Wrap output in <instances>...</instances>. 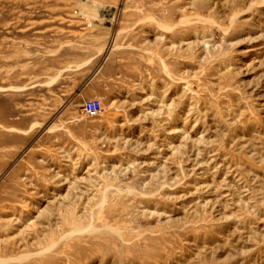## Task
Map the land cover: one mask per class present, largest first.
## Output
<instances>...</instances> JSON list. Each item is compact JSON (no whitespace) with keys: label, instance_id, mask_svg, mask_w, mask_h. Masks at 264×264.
<instances>
[{"label":"rangeland","instance_id":"374dc122","mask_svg":"<svg viewBox=\"0 0 264 264\" xmlns=\"http://www.w3.org/2000/svg\"><path fill=\"white\" fill-rule=\"evenodd\" d=\"M0 264H264V0H0Z\"/></svg>","mask_w":264,"mask_h":264},{"label":"built area","instance_id":"2783aa9c","mask_svg":"<svg viewBox=\"0 0 264 264\" xmlns=\"http://www.w3.org/2000/svg\"><path fill=\"white\" fill-rule=\"evenodd\" d=\"M83 112L88 116H97L103 110L102 102L99 98L87 99L82 103Z\"/></svg>","mask_w":264,"mask_h":264},{"label":"bare ground","instance_id":"6f19581e","mask_svg":"<svg viewBox=\"0 0 264 264\" xmlns=\"http://www.w3.org/2000/svg\"><path fill=\"white\" fill-rule=\"evenodd\" d=\"M89 8V7H88ZM108 10V9H107ZM106 13V12H105Z\"/></svg>","mask_w":264,"mask_h":264}]
</instances>
